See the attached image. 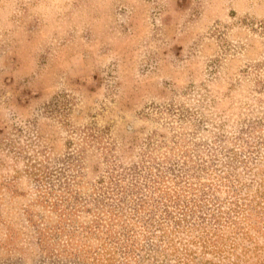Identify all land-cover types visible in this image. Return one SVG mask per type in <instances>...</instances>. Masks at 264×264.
<instances>
[{
	"label": "rangeland",
	"instance_id": "1",
	"mask_svg": "<svg viewBox=\"0 0 264 264\" xmlns=\"http://www.w3.org/2000/svg\"><path fill=\"white\" fill-rule=\"evenodd\" d=\"M261 20L264 0H0V264H264Z\"/></svg>",
	"mask_w": 264,
	"mask_h": 264
},
{
	"label": "trees",
	"instance_id": "2",
	"mask_svg": "<svg viewBox=\"0 0 264 264\" xmlns=\"http://www.w3.org/2000/svg\"><path fill=\"white\" fill-rule=\"evenodd\" d=\"M260 23H261V27H262V32H264V20H261L260 21ZM239 153L238 152H236V154L234 155V156H232V158H239ZM216 156H218V155H216ZM68 165H70V166H73V167H80V165H81V163H80V160H79V158H76V157H74V158H69V164ZM231 167H233L234 168V166H232L231 165ZM135 173L137 174V171H135ZM232 173H235L234 171H231V173H229L228 174V176H230ZM233 175V174H232ZM136 176V175H135ZM235 177L236 178H238L237 177V175L235 174ZM73 180H76V176L74 177L73 176V178H72ZM233 179V178H232ZM118 181V179H116L114 182H111L110 183V185L109 186H107V187H105L106 189H107V191H105V194H109V195H111L110 197L111 198H114L115 199V196H117L118 195V193H120V191H122L123 189H122V187L120 186V184H119V182H117ZM150 181H151V178H150ZM155 181H157V180H155ZM154 184L156 183V182H153ZM64 184H66L65 186L63 185V184H61L60 185V192H58V195H56L55 196V198H56V200L54 201L55 203H53V204H56V205H58V202H60V203H67V201L69 200H71V197L73 196V193L70 191V188H71V186H70V182L69 181H65L64 182ZM64 186V187H63ZM108 188H109V191H108ZM62 189H64V190H62ZM230 192H232V196H233V194H235V195H237L236 193H237V191H235V190H233V191H230ZM206 194L207 193H204V195H202V197L203 198H206L205 196H206ZM231 195V194H230ZM57 196H58V198H57ZM57 199H60V200H57ZM217 200H219V199H212L211 201H213V204H215V203H218L217 202ZM58 201V202H57ZM235 202H237L238 203V201H235ZM234 204V203H233ZM216 205V204H215ZM235 205L237 206V207H240V208H242L241 206H243V204H241V205H239L238 206V204H236L235 203ZM71 211H72V209H70ZM220 210V209H219ZM246 209H244L243 211H245ZM75 211V210H74ZM234 211H236L238 214L237 215H234L233 213H232V210L231 211H228L227 212V216L225 217V221H227V224H229V223H231V224H238L239 223V221H241V220H243L244 218H245V216H244V214H243V216H241L242 214L240 213L242 210H240V211H238L237 209H234ZM242 211V212H243ZM100 212H101V210H100ZM108 211H106V210H104L103 211V213H107ZM239 213L241 214V215H239ZM108 214V213H107ZM214 215H216V214H214ZM113 211H111V214H109L108 215V217H109V219H113ZM218 216V217H217ZM244 217V218H243ZM237 218V219H236ZM216 220H218V222L220 223V221H221V219L219 218V215H216ZM110 224V223H109ZM38 231H39V235H40V240L41 239H43V229H40V228H38Z\"/></svg>",
	"mask_w": 264,
	"mask_h": 264
}]
</instances>
